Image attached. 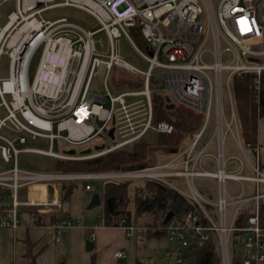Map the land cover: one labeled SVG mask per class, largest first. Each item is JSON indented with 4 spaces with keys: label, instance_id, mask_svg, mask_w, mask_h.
Listing matches in <instances>:
<instances>
[{
    "label": "built area",
    "instance_id": "built-area-1",
    "mask_svg": "<svg viewBox=\"0 0 264 264\" xmlns=\"http://www.w3.org/2000/svg\"><path fill=\"white\" fill-rule=\"evenodd\" d=\"M9 0H0V4ZM16 9L10 12L0 32V59L9 56V76L0 77V96L8 114L0 120V151L5 161L13 160V167L0 172V189H10L12 203L0 211V226L17 230L20 225L19 207L28 205L62 206L59 199L21 201L18 190L24 185H44L57 181H86V189H93L92 180L103 185L123 180L154 179L181 191L196 207L164 226L173 246L167 251L170 264H190L187 255L212 235L217 237L222 264H264V223L261 204L264 191V169L259 148L243 145L237 136L238 116L231 91V79L236 75L253 76V86L261 91L264 83V0H15ZM56 5L75 6L88 11L98 20L100 28L86 30L66 18L45 20L43 11ZM205 15V18L203 16ZM205 19V20H204ZM21 23V25H20ZM20 25V26H19ZM132 32L142 36L145 49L140 48ZM104 33L108 40L105 44ZM126 35L149 66L142 70L115 51L114 38ZM224 42V43H223ZM42 46L35 75L29 69L36 50ZM226 54L230 55L226 59ZM106 74L102 92L91 88L92 78L100 66ZM138 74L140 88H115L108 79L114 68ZM152 82L156 87H152ZM229 92V110L225 104ZM160 93L167 105L185 104L203 114V119L191 142L170 160L142 168L86 171L32 172L18 162L21 151L48 155L61 160H83L98 157L142 140L150 130L171 133L174 125L166 119L154 122L153 97ZM9 96V98H7ZM141 98L128 101V97ZM167 97L170 101H167ZM143 110L134 114V110ZM214 121L213 134L203 140ZM10 123L12 129L26 132L33 138L44 137L48 149L26 147V135L10 139L1 128ZM115 128L114 136L110 129ZM232 134L242 155L226 154V136ZM119 136V141H115ZM59 139L70 148H93L89 154H69L54 151ZM104 142H99V140ZM95 144L94 146H89ZM104 145L101 149L97 146ZM214 147V148H212ZM246 148L254 151L248 159ZM239 162L230 168V162ZM247 165L250 171H247ZM188 187L185 190L176 179ZM198 178L216 181L217 198L197 187ZM228 179L255 184V192L232 196ZM252 203V213L243 225L237 221L242 209ZM232 206V208L230 207ZM35 224V217L31 225ZM63 219L53 228L59 241L65 227L75 226ZM126 237L137 232L135 225L122 223ZM239 233L234 239V234ZM92 241L95 232L90 233ZM127 256L125 250L115 253L117 259Z\"/></svg>",
    "mask_w": 264,
    "mask_h": 264
},
{
    "label": "rangeland",
    "instance_id": "rangeland-1",
    "mask_svg": "<svg viewBox=\"0 0 264 264\" xmlns=\"http://www.w3.org/2000/svg\"><path fill=\"white\" fill-rule=\"evenodd\" d=\"M215 1V7L217 6L218 0ZM16 8L15 4L13 2L8 3L3 6L2 10L5 9H12ZM39 18H43L45 20H55L59 18H66L72 22H75L82 27H84L86 30L90 31H96L100 28V25L98 23V20L90 14L88 11L81 9L79 7L75 6H67V5H56L51 8L46 9L43 11L40 15H38ZM205 18V15L203 16ZM205 20V19H204ZM5 22V19L2 21V23ZM21 25V23H20ZM19 25V26H20ZM134 35V34H133ZM99 37H102V40L105 44L108 43V40L106 38V35L104 33H101L98 35ZM136 44L142 48L145 49V44L143 39H140L139 37H134ZM114 48L116 53L129 62L130 64L142 69L146 70L149 66V63L147 60H145L141 54L137 51V49L132 45V43L129 41L126 35H121L114 38ZM224 43V42H223ZM42 54V46H40L36 52L33 55L32 63L30 65L29 69V78L30 80L33 79L37 63L40 60ZM230 55L226 54V59H229ZM9 64L10 59L8 55H3L0 61V75L2 78H7L9 76ZM119 73H122L124 75H129L132 78H141L140 75L128 72L126 70H122L120 68L115 67L111 76L108 79V85L113 93H117L118 89H115L114 87V78L119 75ZM106 74V68L105 66H100L95 73V75L92 78L91 82V88L92 90L96 92H102L104 88V79ZM247 74H241L236 75L232 77L231 79V91L232 96L235 102L236 111L238 110V113L242 107V105L239 102L238 97V87H237V81L238 77L245 78ZM141 85L138 87L140 88ZM152 87H156V83L152 82ZM264 89V83L261 87V91ZM154 96H163V94L157 93ZM9 98V96H7ZM141 98L140 96L136 97H128V101H133ZM1 102V100H0ZM153 103H156L154 101L153 97ZM225 104L227 107V114H230V106H229V92L226 91V98H225ZM138 110H134V114H140L143 112L142 107H139ZM8 114L7 109L5 106L0 105V120L4 118ZM252 116V115H251ZM249 116V117H251ZM253 117H256L258 119L260 118L258 110L253 114ZM203 119V118H202ZM202 121V120H201ZM253 127V126H252ZM252 127H249V131L254 134V137L257 138L258 134V124L256 127V131H252ZM255 127V126H254ZM253 127V128H254ZM214 129V121L212 119V123L208 127L206 133L204 134L203 140H208L212 134ZM196 132V131H195ZM194 132V133H195ZM1 133L4 136L9 137L10 139H15L19 135H26L28 138V142L26 144H19L17 142V146L20 148H26V147H33V148H41V149H48L49 148V141L44 137H36L33 138L31 135L27 134L26 132H18L12 129L10 126V123H6L1 128ZM193 133V134H194ZM244 128L239 123L238 129H237V136L240 138V135H243ZM192 135L187 136L184 141L182 142L181 148L184 149L192 140ZM158 132L150 129L142 138V141L148 142V143H155L158 139ZM120 137L117 136L115 141H119ZM99 142H104L102 139L99 140ZM95 144H90L89 146H94ZM133 144H129L126 147L132 148ZM69 145L62 142L59 139L55 140L54 144V151L56 152H64L68 150ZM84 147H77L78 152H81ZM125 148V147H124ZM214 148V147H212ZM246 150H248L246 148ZM226 154H237L242 155V151L239 147V145L235 142L234 136L232 134H227L226 136ZM164 154L161 153V151L156 152L152 155V162L158 163L162 159ZM60 159H57L55 157H51L44 154L34 153V152H28V151H21L18 155V162L20 167L28 169L32 172H55L56 171V165L59 162ZM13 160L12 161H5L2 158V155L0 156V170H8L13 167ZM239 164L238 161L233 160L230 162V168H235ZM248 166V165H247ZM198 178L196 180L197 187L200 188L199 183L202 182H209L210 178ZM215 180V179H214ZM176 183H179L180 186H182L185 190L188 189L186 184L182 182L181 179H176ZM68 182V181H66ZM73 182V192L69 196L68 200L65 201L63 213L68 212V218L71 219L76 223L73 227H65L62 230L63 238L61 242L56 243L54 241V232L53 230L49 228L45 229V234L43 235V242L45 244V250L37 256L38 251L37 245L35 242H32L31 240H28V248L26 255H31L33 257H36L35 264H50L53 262L54 258H56L59 262H65L66 264H86L91 262L94 255L97 257V264H113L112 256L115 253V251L120 248L123 245H126L127 247V256L120 260V264H136V258L137 257H143L150 261L151 263L155 264H168L171 263V259L167 256V251L173 246L172 241L168 238L167 233H164L162 235H155L153 234V231H159L161 230V224L159 221H156V224H150L152 221V216L146 214L141 219L136 221L133 218V221L135 222V226L137 227V232L135 236L126 238L124 236L123 228L119 229H108L105 234H102L100 239L98 240V243L96 247L93 250L87 249V242L92 241L89 237L90 229L94 228L97 224L96 221H99V225H103V216H104V204L101 202L99 205H95L93 207L90 206V203L94 197L95 194H100L102 196L103 193V183L99 179L92 180L91 183L93 184L94 188L91 190H87L85 188L86 181L83 180H72ZM144 179H133L130 188V197L131 201L129 204V208L131 210H134V187L135 186H143L145 184ZM216 184V183H215ZM227 188L229 193L232 196H236L241 194L242 187L244 186V195H251L255 192V184L252 182L245 181L242 183L228 179L226 182ZM39 186V185H38ZM261 190L264 191V183L260 185ZM30 192V185H25L19 188V198L23 199L25 197H28ZM212 198H217V187L215 186V189L213 190ZM12 194L10 189H5L3 191V194L0 195V208L3 205H9L12 203ZM232 208V206H230ZM19 218L21 220L22 225H26L28 222V219L26 218V214H24L23 210H20ZM149 223V224H148ZM99 229L102 231H105L104 228H98L94 231L97 232ZM14 232L11 228L1 227L0 226V264H25V261L14 263V255L16 253L14 248ZM37 250V251H36Z\"/></svg>",
    "mask_w": 264,
    "mask_h": 264
},
{
    "label": "trees",
    "instance_id": "trees-1",
    "mask_svg": "<svg viewBox=\"0 0 264 264\" xmlns=\"http://www.w3.org/2000/svg\"><path fill=\"white\" fill-rule=\"evenodd\" d=\"M134 37L142 39L140 33L132 32ZM238 97L242 105L241 111L251 107L252 113H247L245 119L248 120L246 129L249 136L253 139V144H256L254 134L249 131H256L257 118L253 114L258 110L260 118H264V89L257 92L253 86V76L246 75L245 78L238 77ZM142 85V78H132L129 75L119 73L114 78L115 88H138ZM154 122L160 119H166L174 125V130L171 133H158V139L155 143H148L142 140L135 142L132 148H120L111 151L107 154L83 160H59L56 165L58 172H86V171H112L142 168L154 164L151 160L152 155L161 151L164 156L160 162L170 160L174 155L179 153L182 148L184 139L192 135L199 127L203 118V114L193 108L179 104L174 108H169L164 96H154ZM252 115V116H251ZM251 116V117H249ZM253 137V138H252ZM201 178L200 180H202ZM145 184L141 187H134V210L129 208L131 201L130 184L131 179L123 180L120 183L109 182L103 186L101 200L104 204L103 224L106 226H120L122 223L128 225H136L135 222L141 219L144 215L152 216L150 224H156L159 221L161 225H165V220L170 212L174 213L171 218H180L196 207L195 203L184 195L177 188L159 182L154 179H146ZM216 181L210 178L209 182L199 183L200 189L209 194H213L216 186ZM73 182H62V196L68 198L73 192ZM3 191L0 189V195ZM261 218L264 223V201L261 204ZM252 213V203L247 204L238 219L237 224L243 225L246 218ZM133 218L136 221H133ZM170 220V221H171ZM169 221V222H170ZM168 222V223H169ZM99 224V221H97ZM149 224V223H148ZM167 233L163 228L159 231H153L155 235ZM239 233L234 234V239ZM30 264H35L36 257L27 254ZM190 264H222L221 255L218 249V241L215 235H212L202 245L191 249L187 255ZM86 264H97L96 255L93 256L91 262ZM136 264H155L151 263L143 257L136 258ZM170 264V263H168Z\"/></svg>",
    "mask_w": 264,
    "mask_h": 264
},
{
    "label": "crops",
    "instance_id": "crops-1",
    "mask_svg": "<svg viewBox=\"0 0 264 264\" xmlns=\"http://www.w3.org/2000/svg\"><path fill=\"white\" fill-rule=\"evenodd\" d=\"M11 2H13L15 4V7L17 6L15 0H9L7 2H4V3L0 4V32H1L2 28L6 25L10 12H12V11H14L16 9V8H12V9L2 10L4 5H6L8 3H11ZM4 19H5V22L2 23V21ZM3 55H5V54H3ZM2 56H1V58H2ZM0 61H1V59H0ZM0 77H1V75H0ZM0 100H1L0 105H2L1 96H0ZM251 110H252V108L248 107V108H245L242 111L240 110L239 113H238V110L236 111L237 112V116H238V122L244 128L243 135H240V140H241L243 145H247L248 143L253 144V139L250 138L249 132L246 129V126H249L248 125V120L245 119L247 113H249V112L252 113ZM257 124H258L259 130H258L257 138H255V140H256V144L255 145L259 148L260 162H261L262 168L264 169V121H263V119H258L257 120ZM247 149L248 150H246V153H247L248 159L250 161H252L254 159V154L255 153L251 149H249V148H247ZM1 155L2 154H1V151H0V156ZM1 171H5V170H0V172ZM247 171H250V167L249 166H247ZM62 182H64V181H57V182L47 183L46 188L44 187V185H39L38 186V185L29 184L30 185L29 195H28V197H25L23 199L19 198V193H18V198L21 201H28V200H31V199L43 200V201L49 200L50 201L52 199H59L62 202V206L59 207V206H55V205H28V204H22L19 207V214H20V210L22 209L24 214H26V218L28 219V221H27L28 223L26 225H22L21 224V220H20V225L17 228V230H13L11 228L13 230V232H14V237H15V239H14L15 240L14 241V248H15L16 253L14 255V260H13L14 263L25 261V264H30L29 258L26 255L27 248H28V240H31L32 242L36 243L37 248H38L37 250H39L41 248L38 251L37 256L40 255L45 250V244L43 242V235L45 234V229L44 228H46V227L51 229V230H53V232H54V241L56 243L61 242L63 236H61V239L59 241H56V239H55V231H54L53 226L56 223L61 222L63 219H66V218L69 219L68 218V214L69 213L68 212L63 213L65 201L68 200L69 197L66 198V197L62 196V191H61ZM69 182L70 181H68L66 183H69ZM50 185H53V191H50V189H49ZM87 190H91V189H87ZM9 205H3L0 208V211L3 210L4 208H7ZM32 217H35V224L34 225H31ZM99 227L100 228L101 227L104 228L105 231H102L101 229H99L97 232H95L94 230L98 229ZM8 228H10V227H8ZM119 228H122V227H120V226H106L104 224L103 225L96 224L94 228H89L90 229V233L91 232H95V235H96V238L93 241L94 242V248L96 247V245L98 243V240L100 239L101 235L105 234L106 232H108L107 231L108 229H119ZM90 233H89V237L91 238ZM62 235H63V233H62ZM124 236H125V233H124ZM126 238H130V237H126ZM118 250H125L126 254H127L126 245H123L120 248H118L115 251V253ZM115 253L112 256L113 264H120V260L121 259H117L115 257ZM50 264H66V263L65 262H59L56 258H54L53 262H51Z\"/></svg>",
    "mask_w": 264,
    "mask_h": 264
},
{
    "label": "water",
    "instance_id": "water-1",
    "mask_svg": "<svg viewBox=\"0 0 264 264\" xmlns=\"http://www.w3.org/2000/svg\"><path fill=\"white\" fill-rule=\"evenodd\" d=\"M167 101H170V98L169 97H167ZM168 107L169 108H174L175 107V104L174 103H169L168 104ZM114 131H115V128L114 127L112 129H110V135L112 137L114 136ZM103 147H104V145L97 146L96 149H101ZM92 151H93V148L89 147V148L83 149L81 151V153L82 154H89ZM66 152L69 153V154H76L77 153V149L71 148V149L67 150ZM49 189H50V191H53V185H50L49 186ZM101 201H102L101 200V195L100 194H95L94 197H93V199H92V201H91V203H90V206L93 207L95 205H99L101 203ZM173 216H174V213L173 212H170L168 214L167 219L165 220V223H168ZM93 248H94V242L93 241H88L87 242V249L88 250H92ZM237 264H239V263H237Z\"/></svg>",
    "mask_w": 264,
    "mask_h": 264
}]
</instances>
